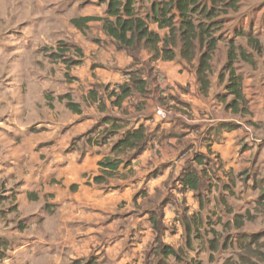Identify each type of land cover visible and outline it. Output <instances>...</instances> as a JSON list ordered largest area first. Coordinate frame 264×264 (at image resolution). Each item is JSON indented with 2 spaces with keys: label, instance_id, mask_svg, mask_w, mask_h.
Returning <instances> with one entry per match:
<instances>
[{
  "label": "rangeland",
  "instance_id": "374dc122",
  "mask_svg": "<svg viewBox=\"0 0 264 264\" xmlns=\"http://www.w3.org/2000/svg\"><path fill=\"white\" fill-rule=\"evenodd\" d=\"M82 1L85 7L92 3L90 0H0V121L11 117V110L17 107L18 102L23 108V114H20L21 125L29 119L42 121V118L50 120L48 118L52 117L57 123L68 122L69 133L74 132L76 123L81 120L67 107L69 102L79 104L83 118L81 122L86 121L85 117L96 118L98 111L113 113L103 98H99L100 103L95 100L103 89L109 96V86L93 84L90 79L93 69H88L86 63L79 60V53L82 52L79 48L82 46L79 40L81 36L74 29L72 20L80 14L82 7L77 3ZM154 1L138 0L136 8L144 16ZM222 1L214 4L217 15L213 20H202L205 24L216 23V36L222 38L212 62L207 95L200 91L195 63L188 65L180 59L176 60L181 73H186L187 83L182 85L171 79L170 70L166 68H171L172 62L162 61L152 68L144 56L149 54L146 50L132 53L138 57V61L134 60L137 65L133 64L132 70L140 75H149L148 96L154 105H150L152 112L148 119H155L151 124L158 125V130L150 132L147 129V148L160 158V163L156 168L153 166L154 171H149L143 184H137L139 186L136 185L134 189L133 183L131 187L133 196V192H137L146 196L143 198L148 201L138 205L137 197L132 206L140 209L139 212L142 208L153 209L149 218L156 220V224L165 215H169L166 219L168 238L176 253V259L173 257L166 261L162 245L167 244L159 240L154 243V247L149 244L146 246V253L141 257L142 264H147L150 250L154 264L264 263L260 255V252H264V0H239L235 9L226 8L227 2ZM210 6L211 3L208 4ZM33 25L46 26L45 32L36 30L35 51L31 44L27 47L30 40L28 27ZM238 30L244 35L237 36ZM167 32L162 30L161 35ZM89 34L85 36L90 39ZM249 38L257 42V45L250 44ZM230 41L235 46H242L251 55V63L241 58H237L234 63L237 73L244 79L246 98V103L240 104L237 113L227 108L232 97L225 90ZM17 46L26 52L20 61L14 57ZM161 64L166 66L158 68ZM162 95L164 99L157 101ZM158 110L165 112L164 119L159 116ZM96 122L94 127L87 128L77 137H60L61 141L58 139L48 145L50 149L43 143L46 134L42 133L43 129H39L42 126L23 129L25 132H20L16 140L9 139L7 133L1 137L0 133V264H114L124 254H131L129 249L133 248L134 240H122L120 247L113 245L109 253L103 247L107 245L105 241L93 246L95 238L91 239L87 235H81L84 240L81 239L83 241L74 248L68 245L63 250L55 248L56 251H53L52 248L48 249L49 246L46 249L42 242L37 239L33 241L30 236L42 235L40 231L44 228L45 220L49 221L45 211L47 214L55 213L57 206L38 207L36 212L41 211L42 215L47 216L39 221L29 216L30 206H21L19 209L16 193L6 190L13 179L22 177L20 180L26 185L28 182H25L24 176L29 173V166L23 167L20 164L19 174L11 169L6 173L3 162L8 155L19 152L25 156H37L38 160L44 162L59 146L68 145L64 149L73 151L85 148L88 138L110 139V142H114L116 139L113 141L110 138L113 135L112 127H105L102 117ZM33 144L35 149H32ZM187 168L195 169L199 176L197 192L182 189L180 177ZM166 172H169L166 183L156 187L158 190L155 193L149 192L146 187L153 181L151 179L161 182L159 176ZM124 177L134 180L136 171L131 169L121 178L114 179L106 174L102 182H112L110 186L116 183V179ZM64 181L65 177L58 183L63 184ZM89 181L90 178H85L86 183ZM39 184L44 187L49 185V181H39ZM52 184H57L54 178ZM166 189L167 196L171 195L172 190L178 191L181 203L174 200L173 206L166 207L162 199ZM160 200L162 204H159ZM40 201L36 195L33 202L41 206ZM125 205L119 206L116 211L119 216H111L104 221L108 220L116 226L117 236L125 235L118 229L121 223L126 228V221L136 222L137 219L138 212L121 221L120 217L130 212V208H125ZM236 215H240L239 220L243 221L240 228L236 224ZM114 220L121 223L115 224ZM58 223L59 220L56 225ZM139 224L143 228L148 223L142 220ZM161 229L164 230L162 225L158 227L159 231ZM113 239L115 237H110L107 243ZM256 240L259 242L255 243ZM90 242L92 244L88 245ZM126 246L128 253L124 250ZM133 262L131 260L129 264Z\"/></svg>",
  "mask_w": 264,
  "mask_h": 264
},
{
  "label": "crops",
  "instance_id": "0c3cea01",
  "mask_svg": "<svg viewBox=\"0 0 264 264\" xmlns=\"http://www.w3.org/2000/svg\"><path fill=\"white\" fill-rule=\"evenodd\" d=\"M90 1H92V3L87 5V7L82 6L83 1L77 3V5L81 6L82 9L80 14L73 18V20L86 17H106L107 4L105 2H101V0ZM72 25L76 31L78 30V32H80L81 36H78L82 44V46H79V48L82 50V52L79 53V60L86 63L88 69H93L90 73V79L92 83L99 86H109V89L111 90L108 96L105 94V90L103 89V91H100L98 98L95 97V100L100 103L99 98H103L104 103L108 109L113 111V113L104 114L98 111L96 113V118L85 117L86 121L81 122L83 118L81 116L82 113L80 109L79 115H77L78 113H75L74 116H76L77 119L81 118V120H78L76 123L75 128L73 129L74 132L69 133L68 122L64 121L57 123L52 117L48 118L50 120H44V118H42V121H37V119H29L27 123H23V125H21L20 114H23V108L20 107L21 104L18 102L17 107L12 108L11 110V117H5V121H0V124H3V126H0L1 137L7 133L9 139L16 140L20 137V132H25V129L30 130L34 125H37L38 127L42 126L39 129H43L42 133L46 134L43 138L45 140L43 143L44 145L47 144L48 147V145H51V143L57 141L62 136L64 138H68L69 136L73 138L81 135L85 130H87V128L94 127L97 123L96 120L99 117H102L103 122L105 119L111 120L110 122H104L105 127H110L113 123L117 124V127L112 130L113 135L110 137L113 141L114 139L116 140L114 142H110L111 140L109 138V140L88 138L85 142V148L73 151L64 149L67 148L68 145L64 147L59 146L51 152V156L48 158V160L45 158L44 162L38 160L37 156H25L19 152V154L16 152L15 154L8 155V157L3 162V168H5L6 171L11 169L12 172L15 171V174H19V169H21V167L18 164H20L23 167L28 165L29 173L24 176L25 182H28L26 185H24L22 180H20L22 179L21 177L19 179H13V183L7 185L6 190H8L9 193H13V191L16 193L18 196L16 203H18L19 209H21V206L24 208L25 206L27 208H29V206L31 207V213L29 216H32V218L38 219L40 221L42 219H46L47 216L49 217V221L47 219L45 220L44 228L40 231L42 235L39 233L40 235L36 237L30 236V239H33V241H35L34 239H37L36 241L40 243L42 242L46 249L49 246L48 249L52 248L53 251H56L55 248H57V250H63L66 249L68 245L71 248H74L79 244V242L84 240V236L81 235H87L90 236L91 239L95 238V244H93V246H98L103 241H105L107 245L103 247L106 248L107 252L111 253L113 245L115 247H120V245L123 243L122 240L125 239L126 242L134 240L133 248L129 249L131 254H124L121 259H118L119 262L117 263L118 260H115L114 264H129L131 260L132 262L134 261V264H142L141 257L146 253V246L148 244L149 246L154 247V243L161 240L162 243L167 244V246H173L172 241H170L168 238L167 232V229L169 228L168 223H166V219L169 217L168 214L162 218L159 224H156V220L149 218V214H151L150 211L153 209H150L149 207L144 209L142 208V211L139 212L140 209L132 206L134 199L137 197L138 205H140V203L143 201H148V199L143 198L146 197L143 196V194L141 195L137 192H133V196L131 194V187L133 186V183L134 189L137 184H143V181L147 177L149 171H154L153 166L156 168L158 163H160V158H158V156L155 154H152V151H149L147 148L136 159H133L127 165H121L113 173V175H110L111 179H114V177L121 178V175H125V173L132 169L136 171V177H134V180L124 177L120 180L116 179V183L114 185L108 186L112 182L109 184H105L104 182L97 183L95 182V178L104 176L103 169L99 166V162L106 157H112V145L121 139L127 130L135 129L138 128V126L143 125L146 129L149 128L150 132H157L158 125L155 123L151 124V122H155V119H148L152 112L150 105H154L148 96L149 75L147 76L144 73L140 75L136 70H132L133 64L137 65V62L134 60L136 59L138 61V57L133 56L130 51L119 50L113 39L109 37L103 30L102 22L92 21L86 23L82 27H77L73 23ZM150 27L152 30L161 34L162 30H159L155 24H152ZM45 28V25H33V27H28V36L30 40L27 42V47H29L31 44L32 50L35 51V48L37 47L36 30L38 29L45 32ZM84 33H90V39L86 37V34ZM25 54L26 52L17 46L14 57L20 61V58ZM82 54L83 57L81 56ZM144 56L146 59H148V62L151 64L152 68L155 64H160L162 62L161 60L156 62L152 61L150 54H145ZM93 65H97V67L94 68ZM164 66H166V64H161L158 68H163ZM166 68L170 70L169 74L172 80H177L179 84L186 85V73H181L180 66L176 64V61H172L171 68ZM132 78L135 79V82H133L134 80ZM144 84V90L146 94H143L141 90H139V87L144 86ZM123 85L130 89V93L126 97H123L119 104H115L114 102L116 99L119 96H122L121 87ZM136 92L139 93L135 95ZM163 97V95L160 96L157 101L161 102L160 99H164ZM184 98L186 97L184 96ZM40 118L41 116L39 119ZM73 130H71V132ZM12 135L16 136L12 137ZM59 141H61V139H59ZM33 146L32 149H35V144H33ZM59 148H63L64 150H60ZM48 149H50V147H48ZM20 158H22V160H20ZM149 161H151V164ZM5 165L7 166L4 167ZM6 173L9 172L7 171ZM168 174L169 172H166L159 176L161 177V182L151 179L153 181L146 187L149 189L148 191H153L152 193H155L156 190H158L156 187L166 183ZM85 175H88V177H85ZM63 177H65V181L63 184H59L58 182H60V179ZM53 178L57 181V184H52ZM85 178H90L89 183L85 182ZM108 179L110 180V178ZM39 181H44L45 183L49 181V185L46 184L44 187H42L40 185L41 183L39 184ZM130 181L131 183H129ZM172 188L173 187H171V189ZM177 188L179 189V186H177ZM164 191L165 195L162 199H164L163 201H165L164 203H166V207L173 206L174 200L181 203L180 194L178 191L172 190L171 192L170 190L171 195L168 196L167 189ZM36 195H38V197L41 199V206L33 202ZM163 201L160 200L159 204H162ZM123 204H126L125 208H130V212L121 216V221H124V218L126 217L134 216L135 213L138 212L136 214L137 219L136 222L135 220L126 221L128 222L126 228H124V223L116 222V220H114L115 224L121 223V226L120 228L118 227V229L121 233H125V235L117 236L116 226L108 220V222L106 221L107 224L105 225L106 222L104 221L111 216H119L116 214V211L119 210V206L121 207ZM43 205H56L57 210L52 214H47V211H45L47 216H44L41 214V211L36 212L38 207H43ZM57 220L60 222L58 225H56ZM142 220L148 223L143 228L139 227V223ZM53 225L56 226L53 227ZM161 225L164 230L161 229L159 231L158 227ZM177 233L178 232L176 231V236ZM47 237L49 239L45 240ZM110 237H115V239L107 243ZM90 238H86V240H90ZM91 244L92 242H90L88 245ZM125 249L126 253H128L127 246L124 248V250ZM151 253L152 250L148 252L147 264H154L152 263V257H150L152 256L150 255ZM173 257L174 256H164L163 258L167 261Z\"/></svg>",
  "mask_w": 264,
  "mask_h": 264
},
{
  "label": "trees",
  "instance_id": "16d2710c",
  "mask_svg": "<svg viewBox=\"0 0 264 264\" xmlns=\"http://www.w3.org/2000/svg\"><path fill=\"white\" fill-rule=\"evenodd\" d=\"M218 1L222 0H156L151 4L149 11L142 16L136 8L138 0H101L107 4L106 17L79 18L72 20V23L77 27H82L88 22H102L103 30L113 39L119 50L131 53L146 50L154 62L159 60L172 62L180 59L181 62L188 65L195 63L200 91L207 95L210 90L209 76L213 69L212 62L222 38L216 36L214 29L216 23L205 24L202 20L211 21L216 17L217 11L214 4H217ZM223 1L227 2L226 8L235 9L239 0ZM209 3H211L210 7H208ZM151 24H155L159 30H167V34L162 36L152 30ZM240 35L244 34L238 30L237 36ZM248 41L250 44L257 45V42L251 38ZM237 58L251 63V55L242 46H235L230 41L226 65L228 82L225 85V90L232 97L227 108L233 110L234 113L239 111L240 104L246 103L243 89L244 79L237 73L234 64ZM133 80L135 82V79ZM121 89L122 96L116 99L115 104H119L122 98L130 93V89L125 85ZM144 89L145 84L139 87V90L146 94ZM67 107L75 113L80 112L79 104L69 102ZM108 121L111 120H104V122ZM111 127L115 129L117 124L113 123ZM148 141L149 136L145 126L140 125L138 128L127 130L121 139L112 145V157H106L99 162L104 175H113L121 165H127L136 159L147 149ZM103 177H96L95 182H102ZM180 182L184 191L197 192L199 190L200 179L195 169H185L180 177ZM235 218L237 227L240 228L243 225V221L239 220L241 216L236 215ZM259 240H256L255 243H258ZM162 246L165 257H176V253L171 247ZM260 255L263 262L264 252H260Z\"/></svg>",
  "mask_w": 264,
  "mask_h": 264
},
{
  "label": "built area",
  "instance_id": "2783aa9c",
  "mask_svg": "<svg viewBox=\"0 0 264 264\" xmlns=\"http://www.w3.org/2000/svg\"><path fill=\"white\" fill-rule=\"evenodd\" d=\"M163 82H165V79L163 80ZM158 114H159V116H160L161 118H163V119L166 117L165 112L162 111V110H158Z\"/></svg>",
  "mask_w": 264,
  "mask_h": 264
}]
</instances>
